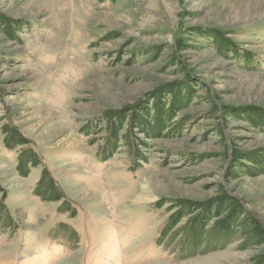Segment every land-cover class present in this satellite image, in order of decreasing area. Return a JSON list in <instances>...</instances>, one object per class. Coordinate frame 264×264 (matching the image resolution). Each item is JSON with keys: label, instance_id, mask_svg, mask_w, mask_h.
Segmentation results:
<instances>
[{"label": "rangeland", "instance_id": "374dc122", "mask_svg": "<svg viewBox=\"0 0 264 264\" xmlns=\"http://www.w3.org/2000/svg\"><path fill=\"white\" fill-rule=\"evenodd\" d=\"M0 14L21 24L0 26V186L18 225L0 232V264H256L263 247L241 248L239 235L190 257L173 252L181 238L168 251L155 241L180 201L210 206L225 192L264 223V164L248 158L264 153V125L246 118L264 108V0H0ZM218 31L237 52L218 48ZM170 84L192 98L164 130H137L147 160L131 170L120 142L101 161L105 112L155 113L160 92L172 108ZM5 125L41 157L27 177ZM45 166L67 204L33 194Z\"/></svg>", "mask_w": 264, "mask_h": 264}, {"label": "trees", "instance_id": "16d2710c", "mask_svg": "<svg viewBox=\"0 0 264 264\" xmlns=\"http://www.w3.org/2000/svg\"><path fill=\"white\" fill-rule=\"evenodd\" d=\"M1 25H4L5 32L9 34L12 31L21 30L19 21L9 19L2 14H0ZM209 35L214 36L215 42L220 50L237 52L235 44L231 39L225 37L222 32L209 33ZM180 46L183 47L184 45L180 44ZM244 57L247 62L251 63L254 61L250 55L244 54ZM184 86L186 87V85ZM168 90L171 98H173V106L167 110L164 109L161 103L160 96H162V93L160 92L156 93V101L153 104L157 109L155 113H151L152 109L146 108L145 106L137 108L131 107V109L125 110L124 112H105L106 116L101 120H104L105 126H107L105 127V133L108 137L105 136L104 145L98 150V156L101 161L109 160L115 154L120 142L124 143L130 153L133 161L131 170L136 171L141 166L140 162L147 160V156L141 148L142 146L148 147L149 143L141 139L140 132H137V130H142L141 132L145 135L154 134L158 130H164V124L168 120H172L171 118L175 115V108L178 105L186 106L192 98L193 90L189 86L183 89L176 84H170ZM225 112L226 116L231 114H235L238 118L244 116L243 113H233V111L228 109ZM246 112L247 119L255 124L264 125V108L251 107ZM184 124L185 121L183 119L177 120L175 130H179ZM3 130L5 133L4 143L8 149L14 150L21 147L17 151L18 163L16 170L20 176L27 177L33 168L41 164L42 161L39 153L32 146L31 141L17 128L5 125ZM84 130L91 134V131ZM241 154L239 153L240 157ZM236 157L238 158L239 156ZM248 158L249 160L255 161L258 165L264 164V153L260 151L257 153L252 152ZM234 173L235 169L232 168L230 174L235 176ZM32 191L36 197L43 201L55 202L63 200L67 204V200H64L59 184L46 166L43 168L40 178ZM6 200L7 194L0 186V232L5 233L6 231H10L12 233L18 229V225L6 204ZM179 203L182 209L170 217L167 226L161 230L160 235L156 238L155 243L157 245L162 246L168 251L170 245L171 247L174 246L177 241L176 238H181V243L177 242L179 246L174 248L173 252L190 257L223 249L232 239L239 235L244 239L241 248L246 249L251 246L263 247L262 252L252 257V260L256 264H264V223L256 214L245 208L239 198L225 192L210 206H200L199 204L188 201H180ZM201 208H204L203 213L199 212L193 215L191 217L193 220L190 219L188 225L180 227L173 232L180 219L187 214H192L195 210L196 212L197 210L199 211ZM210 224L211 226L209 227ZM66 232L67 230L62 229V233L67 235Z\"/></svg>", "mask_w": 264, "mask_h": 264}, {"label": "bare ground", "instance_id": "6f19581e", "mask_svg": "<svg viewBox=\"0 0 264 264\" xmlns=\"http://www.w3.org/2000/svg\"><path fill=\"white\" fill-rule=\"evenodd\" d=\"M174 125H175V124H174ZM106 127H107V126H106ZM107 137H108V136H107ZM260 157H261V156H260ZM260 160H261V159H260ZM258 163H259V162H258ZM259 167H260V166H259ZM181 240H182V239H181ZM181 240H180V241H181Z\"/></svg>", "mask_w": 264, "mask_h": 264}]
</instances>
